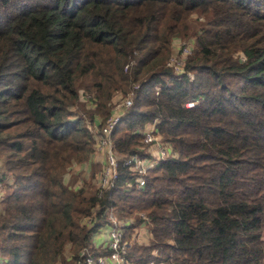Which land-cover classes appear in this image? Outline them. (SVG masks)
Returning a JSON list of instances; mask_svg holds the SVG:
<instances>
[{"label": "trees", "instance_id": "16d2710c", "mask_svg": "<svg viewBox=\"0 0 264 264\" xmlns=\"http://www.w3.org/2000/svg\"><path fill=\"white\" fill-rule=\"evenodd\" d=\"M173 37L192 45L178 73ZM131 89L109 132L118 162L149 155L152 119L169 153L139 186L118 163L99 188L98 161L71 185L86 123ZM0 182V264H85L108 251L92 234L110 215L131 216V264H264V0H0ZM140 212L147 243L129 238Z\"/></svg>", "mask_w": 264, "mask_h": 264}, {"label": "built area", "instance_id": "2783aa9c", "mask_svg": "<svg viewBox=\"0 0 264 264\" xmlns=\"http://www.w3.org/2000/svg\"><path fill=\"white\" fill-rule=\"evenodd\" d=\"M171 44L175 47V51L169 53L165 60V64L174 73H178L184 69V60L186 55L191 50L190 46L180 38H173ZM125 67V64L124 66ZM137 86V83L132 85V89ZM132 89L123 94L120 97V103L110 110V112L103 118L100 125L95 126L92 134L94 138L93 151H101L102 157L100 161V167L96 175V185L101 188L103 185L107 184L114 176L116 171V166L118 163L120 165L127 164L131 170H134L139 175L136 177V185L139 186L143 183L142 173L147 169V167L154 165L160 157H163L170 150V145L167 142L160 140L158 133H156L155 120L152 119L144 124L142 127V141L146 144H150L153 147V152L144 147L148 151V156H139L136 154H130L125 156L121 161L118 162V157L112 148V142L109 137V132L115 122L118 120L119 115L125 107H127L131 100ZM186 106L192 104V101L188 100L184 103ZM112 227L109 229L108 242L106 256L102 254L90 255L86 253L83 257L82 262L85 264H128L125 256L126 242L121 238L122 232L114 219ZM83 253L82 249L79 252ZM147 261V260H146ZM81 261L74 260V264H80ZM174 264L173 262H169ZM145 264H154L151 260L145 262Z\"/></svg>", "mask_w": 264, "mask_h": 264}, {"label": "rangeland", "instance_id": "374dc122", "mask_svg": "<svg viewBox=\"0 0 264 264\" xmlns=\"http://www.w3.org/2000/svg\"><path fill=\"white\" fill-rule=\"evenodd\" d=\"M173 38H177V37H173ZM182 40L185 41L190 46V44H189V43H191L190 41L185 40V39H182ZM173 51H175V47L171 44L170 53L173 52ZM80 93H82V92H80ZM121 96H122L121 92H116L115 94H113L111 96L110 102L113 103V107L118 105L121 102L120 101L121 100L120 99ZM80 99H82L84 101L86 107H88L89 104L90 105L92 104V102L89 100V98L88 97L86 98L85 95H82ZM111 109H112V107H111ZM94 118H95V122H97L99 117L96 115V116H94ZM92 123L87 122L86 124L88 125V127H90L91 131L93 132V130L95 128V124L94 123L92 124ZM145 146L150 151V153L153 152L152 145L146 144ZM168 153H169V151L167 152V154ZM102 156L103 155H102L101 151H96V152L92 151L90 156H89V159L87 161L82 162V163H73V164H71L68 167V170L66 171L65 178L67 179V181L71 182V185H77V183L79 182V178L81 176L84 175V177H87L88 174L90 173V170H91V167H90V164H89L90 161H98L99 165H100L101 159H104ZM96 175H97V173H96ZM95 178H96V176H95ZM94 181L96 183L95 179H94ZM0 190H1V182H0ZM139 216L141 217V220L138 223V225L133 228V231L130 233L129 238L130 239L133 238V239H135L138 242H142V243L146 242L147 243V242L150 241L149 240L150 234H149V232H148V230L146 228L145 221L143 219V214L141 212L139 213ZM109 217H110V221L112 222V224H113L114 219L116 220L115 224H119V223H126L131 218V216L116 217L115 215H110ZM111 227H112V225L106 224V223H104V224H102L101 226L98 227V229L92 234V240H93L95 245H103V246H105L107 248L108 234H109V229ZM125 242H126V246H127V244L129 243V240H126ZM80 249H82V248H80ZM125 250H126V248H125ZM82 251H83V249H82ZM151 252H153V254L156 253L154 249L151 250ZM69 254H70V250H69L68 246H65L64 247L63 256H64V259H65L66 263L68 262ZM102 255L106 256L107 254L105 252ZM148 260H151L154 264H170L169 262H173L174 264H176L172 259H170V257H167V258H160V257L159 258H153V257H150V258L147 259V261ZM126 261H127L128 264H131V261L128 258L126 259ZM68 264H74V260L70 261ZM106 264H110V263L107 262Z\"/></svg>", "mask_w": 264, "mask_h": 264}]
</instances>
